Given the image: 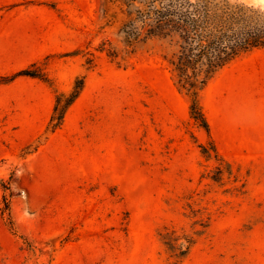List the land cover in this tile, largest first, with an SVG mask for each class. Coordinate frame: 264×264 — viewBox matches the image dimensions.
<instances>
[{
	"label": "rangeland",
	"instance_id": "rangeland-1",
	"mask_svg": "<svg viewBox=\"0 0 264 264\" xmlns=\"http://www.w3.org/2000/svg\"><path fill=\"white\" fill-rule=\"evenodd\" d=\"M142 1L0 0V264H171L165 230L192 241L177 264H264V49L200 92L206 132L165 43L125 42Z\"/></svg>",
	"mask_w": 264,
	"mask_h": 264
},
{
	"label": "trees",
	"instance_id": "trees-1",
	"mask_svg": "<svg viewBox=\"0 0 264 264\" xmlns=\"http://www.w3.org/2000/svg\"><path fill=\"white\" fill-rule=\"evenodd\" d=\"M143 7L124 26L125 42L132 45L157 38L165 43L163 58L173 84L189 97V115L209 132V125L199 95L208 81L232 60L255 48L264 49V9L238 0H143ZM135 24H139L138 26ZM113 56V53H109ZM37 77L48 84L50 79L33 69H22L11 77ZM84 88V77L77 76L69 91L55 90V103L50 116L52 129L57 128L68 107ZM201 146L209 159L211 148ZM171 264L179 263L190 250L191 239L175 237L174 231L159 232ZM183 239L185 243L177 245ZM185 245V246H184Z\"/></svg>",
	"mask_w": 264,
	"mask_h": 264
}]
</instances>
